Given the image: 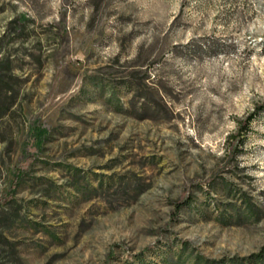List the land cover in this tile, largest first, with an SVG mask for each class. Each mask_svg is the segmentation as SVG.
Here are the masks:
<instances>
[{
	"label": "rangeland",
	"instance_id": "obj_1",
	"mask_svg": "<svg viewBox=\"0 0 264 264\" xmlns=\"http://www.w3.org/2000/svg\"><path fill=\"white\" fill-rule=\"evenodd\" d=\"M261 104L264 0H0V264H264Z\"/></svg>",
	"mask_w": 264,
	"mask_h": 264
},
{
	"label": "trees",
	"instance_id": "obj_2",
	"mask_svg": "<svg viewBox=\"0 0 264 264\" xmlns=\"http://www.w3.org/2000/svg\"><path fill=\"white\" fill-rule=\"evenodd\" d=\"M260 111H264V104L258 105L256 107V110L253 113H250L246 118H244L243 120L238 121V129L235 133H232L231 135L228 136V141H233L236 140L237 141V145H235V150H237L238 146H241L243 143V131H246L248 128V125L250 124V122L253 120V118L256 116V114ZM48 135V131L45 128L42 127H33L30 131V136L31 138L34 140V144L36 146V148H41L42 142L45 140V138ZM22 176V170L18 169L17 173H16V178L14 181V184L16 185L20 179V177ZM14 185V186H15ZM187 203L189 202V200L186 201ZM179 207L181 206L178 205ZM262 253H258L255 254L253 256H261ZM211 264H216L218 262H220V260H216V259H212L209 261Z\"/></svg>",
	"mask_w": 264,
	"mask_h": 264
}]
</instances>
